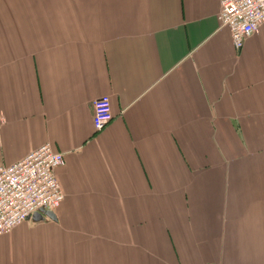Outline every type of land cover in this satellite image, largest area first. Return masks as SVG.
<instances>
[{
  "label": "crops",
  "instance_id": "1",
  "mask_svg": "<svg viewBox=\"0 0 264 264\" xmlns=\"http://www.w3.org/2000/svg\"><path fill=\"white\" fill-rule=\"evenodd\" d=\"M220 12L0 0V166L65 159L56 219L1 235L0 264H264V23L237 51Z\"/></svg>",
  "mask_w": 264,
  "mask_h": 264
},
{
  "label": "built area",
  "instance_id": "2",
  "mask_svg": "<svg viewBox=\"0 0 264 264\" xmlns=\"http://www.w3.org/2000/svg\"><path fill=\"white\" fill-rule=\"evenodd\" d=\"M219 20L230 29L234 48L240 51L264 23V0H221ZM93 106L94 129L101 132L113 119L110 99L102 97ZM64 163V155L45 144L15 164L0 166V236L35 213L56 212L65 197L56 171Z\"/></svg>",
  "mask_w": 264,
  "mask_h": 264
},
{
  "label": "water",
  "instance_id": "3",
  "mask_svg": "<svg viewBox=\"0 0 264 264\" xmlns=\"http://www.w3.org/2000/svg\"><path fill=\"white\" fill-rule=\"evenodd\" d=\"M45 218L51 219V220H55V214L53 212H47V211H41L39 213H35V215L33 216V220L36 221H41L44 220Z\"/></svg>",
  "mask_w": 264,
  "mask_h": 264
}]
</instances>
